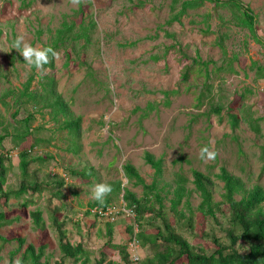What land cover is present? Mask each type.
<instances>
[{"label":"rangeland","instance_id":"obj_1","mask_svg":"<svg viewBox=\"0 0 264 264\" xmlns=\"http://www.w3.org/2000/svg\"><path fill=\"white\" fill-rule=\"evenodd\" d=\"M239 1L257 17L259 41L237 25L231 10L216 9L208 2L170 24L173 0H0V99L8 90H22L31 77V91L53 78L74 117L82 120L81 139L76 142L53 120L50 109L41 110V105L36 107L26 98L20 111L11 98L8 106L0 103V139L4 138L0 153L7 157L4 191L21 188L20 153L32 146L36 161L29 166L27 181L36 179L43 189L29 191L21 199L12 197L5 208L0 205L6 215L0 235L10 240L0 243V264L21 259L22 254H16L18 237L37 249L45 246L43 262L75 264L63 260L54 217L63 224L67 242L87 249L89 264H122L119 251L108 245L109 224H113V245H126L133 263L148 256L139 243L130 247L134 234L128 229L135 225V216L116 214L113 223H107L89 212L96 202L89 192L97 183L121 182L123 188L143 196L141 186L128 183L123 166L133 165L151 184L155 172L144 160L146 153L163 159L165 183L173 185L176 175L183 174L194 189L192 171L205 174L218 203L223 183L217 175L222 168L242 179L247 189L264 188V0ZM72 20L78 28L95 23L90 43L81 40L60 49L55 68L45 70L43 76L11 49L18 36L34 47H44L52 32ZM38 30H43L40 39ZM30 113H38L33 132L18 144L17 135L25 130L23 121ZM233 115L240 119L235 130ZM205 146L216 152L214 160H201L200 149ZM56 193L63 198L55 199ZM108 198L107 207H122L123 193L112 189L102 203ZM25 201L31 204L25 207ZM191 203L192 228L187 220L177 222L165 202L176 230L208 255L218 247L215 240L229 246L226 218L201 217L196 193ZM37 210L43 213V230L34 226L31 213ZM222 210L227 209L222 206ZM190 216L187 212L186 219Z\"/></svg>","mask_w":264,"mask_h":264},{"label":"trees","instance_id":"obj_2","mask_svg":"<svg viewBox=\"0 0 264 264\" xmlns=\"http://www.w3.org/2000/svg\"><path fill=\"white\" fill-rule=\"evenodd\" d=\"M214 4L216 9L227 8L231 10L237 25L242 28L249 29L257 41L258 35L255 29L257 17L253 11L245 6L239 0H173L171 4L170 24L180 22L181 19L191 11H196L205 6L206 3ZM95 23L89 26L81 25L77 27L74 20L64 21L59 29L52 32L49 43L44 47H51L56 53L60 49H67L69 45L85 40L86 44L91 41V32ZM51 33V30L48 31ZM43 30L36 31L37 39H40ZM220 47L222 46L219 43ZM223 49V47H222ZM70 59L71 55L66 54ZM56 58V57H55ZM55 58L50 57L49 64L45 66V70H53L55 68ZM33 71L36 69L32 68ZM264 78V69L262 73ZM187 79V76H186ZM33 78L28 79L22 90H8L0 103L3 106L10 105L7 99L11 98L13 107L18 108L24 104L23 99L34 103L36 107L41 105V110L50 109L54 121L60 123L61 129L68 131L76 142L81 139V118H75L69 106L64 101L62 95L57 91V81L53 78H47L40 82V90L31 91ZM17 110L16 114H19ZM41 112V111H40ZM39 113V112H38ZM30 113L24 119L25 130L17 135L18 144L25 142L27 137L32 134L33 123L36 120V114ZM232 129L238 128L240 119L233 115ZM4 138L0 139V144ZM33 146L30 149L23 150L20 153V168L24 175V183L21 188L15 192L4 191L7 169L5 167V153H0V205L6 207L12 197L21 199L29 191L35 193L42 192V187L36 181H27L29 177V166L35 162L32 159ZM80 151V148L77 152ZM40 160V159H39ZM144 160L154 170V180L151 184H147L141 177L138 170L131 164L123 166L125 178L129 184L134 187L143 188V196L138 195L128 188H123L122 183L118 182L111 186L118 193H123V202L128 209L134 212V226L128 231L133 235L134 240L139 243L142 249H147L149 255L141 259L138 263H133L130 259L128 247L113 245V224H109L108 235L109 243L113 249L120 253L122 264H264V188L256 185L251 189L246 188V184L242 179L235 177L225 168L220 170L217 175L219 181L223 183L222 202H215L213 185L210 179L200 171L193 170L191 182L194 189L188 187L190 181L183 174H177L174 184L164 182L165 170L163 159H156L150 153H146ZM161 184H164L161 186ZM62 185V184H61ZM53 194V191L50 192ZM196 193L201 199V203L197 208L198 214L206 219L217 220L218 214L223 215L228 223L227 238L230 240V245L225 247L218 245L216 251L208 255L202 251H198L194 246L184 238L176 228L170 223L166 213V204L169 203V211L174 215L177 222L187 220L186 222L192 228L193 226V209L191 198ZM237 197H240L238 199ZM54 198L61 200L63 197L60 193H56ZM108 198L105 203L94 202L91 208H106L110 203ZM27 204L24 202V206ZM222 206L226 208L225 213ZM91 212V210L89 211ZM191 214L189 219H186V214ZM34 221V226L37 230H43L45 223L43 213L40 210L31 213ZM97 216V215H95ZM98 217V216H97ZM99 218V217H98ZM6 221L4 211L0 212V228ZM113 223L111 221H105ZM156 222L160 225H156ZM7 223V222H6ZM53 223L56 226L59 236V248L63 256V260H73L75 264H89V252L82 245L73 246L65 239L63 224L54 217ZM135 227L139 231L135 232ZM157 230L156 233H148V230ZM18 245L16 254L21 253L20 264H50L43 262L45 255V246L36 248L32 244H27V241L18 237L15 239ZM10 240L0 235V243L6 244ZM14 254V253H13ZM104 261H101L102 264ZM59 264V263H55ZM112 264V263H107Z\"/></svg>","mask_w":264,"mask_h":264},{"label":"clouds","instance_id":"obj_3","mask_svg":"<svg viewBox=\"0 0 264 264\" xmlns=\"http://www.w3.org/2000/svg\"><path fill=\"white\" fill-rule=\"evenodd\" d=\"M11 49L16 50L23 58V64L28 68L36 69L40 75L45 74V66L49 64L50 57L55 58L58 54L51 47H34L25 43L22 36H18L11 44ZM201 160L207 162L216 158V152L210 150L208 146L200 149ZM112 191L111 185L97 183L91 187L89 196L92 200L102 202L107 194ZM15 264H20L17 260Z\"/></svg>","mask_w":264,"mask_h":264},{"label":"built area","instance_id":"obj_4","mask_svg":"<svg viewBox=\"0 0 264 264\" xmlns=\"http://www.w3.org/2000/svg\"><path fill=\"white\" fill-rule=\"evenodd\" d=\"M91 212L94 215H97L99 217L100 220H105V221H111L113 220V217L116 214H125L127 217H134V212L131 209H128L125 205V203L122 201V207L120 209H117L115 207H106V208H95L94 210H91ZM135 232H138V228L135 227ZM138 245L137 241L134 240L130 247L131 249H134L136 246ZM135 261L138 260V258L136 257L134 259Z\"/></svg>","mask_w":264,"mask_h":264}]
</instances>
